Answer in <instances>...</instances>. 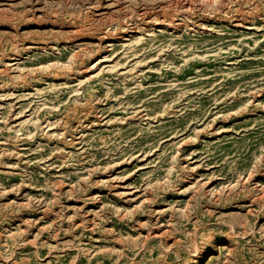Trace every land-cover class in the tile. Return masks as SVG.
Masks as SVG:
<instances>
[{
    "label": "rangeland",
    "instance_id": "374dc122",
    "mask_svg": "<svg viewBox=\"0 0 264 264\" xmlns=\"http://www.w3.org/2000/svg\"><path fill=\"white\" fill-rule=\"evenodd\" d=\"M0 264H264V0H0Z\"/></svg>",
    "mask_w": 264,
    "mask_h": 264
}]
</instances>
